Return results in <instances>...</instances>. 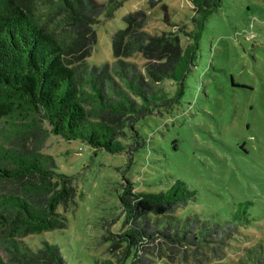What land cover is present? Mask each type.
Listing matches in <instances>:
<instances>
[{
  "label": "trees",
  "instance_id": "1",
  "mask_svg": "<svg viewBox=\"0 0 264 264\" xmlns=\"http://www.w3.org/2000/svg\"><path fill=\"white\" fill-rule=\"evenodd\" d=\"M221 2L190 0L188 31L180 26L160 35L144 30L142 10L127 13L124 28L111 36L113 63L90 67L94 26L102 16L110 19L121 2L0 0V121L7 126L6 136L0 132V186L9 187L0 192V248L6 257L0 255V264H67L54 244L43 241L32 250L22 242L64 228L66 219L57 210L75 197L71 177L57 172L54 159L42 151L46 140L60 136L131 157L137 123L183 94L206 21ZM136 56L144 61L141 67ZM167 82L176 86L173 96ZM122 187V230L105 238L119 254L100 264H186L198 254L216 257L239 227L253 221L249 202L238 204L223 224L179 218L177 211L194 199L181 180L159 192H136L127 180ZM254 246L244 260L222 258V264H264V243Z\"/></svg>",
  "mask_w": 264,
  "mask_h": 264
},
{
  "label": "rangeland",
  "instance_id": "2",
  "mask_svg": "<svg viewBox=\"0 0 264 264\" xmlns=\"http://www.w3.org/2000/svg\"><path fill=\"white\" fill-rule=\"evenodd\" d=\"M116 1L122 4L113 16L100 17L94 26L97 42L87 58L90 67L113 63L111 36L124 28L127 13L142 10L144 30L153 35L191 27L190 0ZM134 61L139 67L144 62L139 56ZM175 88L165 84L173 91L171 96ZM182 89L181 97L137 123L138 144H133L131 157L128 151L110 154L80 140L51 135L42 151L54 159L57 172L71 177L75 197L67 209L57 210L66 219L64 228L27 236L24 245L36 250L43 241L54 244L67 264L113 261L119 251H111L105 238L122 230L118 196L126 180L136 192L145 193L183 181L194 199L177 211L181 219L192 216L223 224L238 204L251 203L248 212L253 221L239 227L223 252L216 257L198 254L186 264H222V258L241 261L248 247L255 245V250L263 244L264 0H222L206 21L197 60ZM6 127L0 121L4 136ZM0 187V192L9 188ZM0 255L5 260L1 248Z\"/></svg>",
  "mask_w": 264,
  "mask_h": 264
}]
</instances>
